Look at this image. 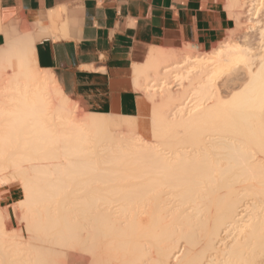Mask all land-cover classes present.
Returning a JSON list of instances; mask_svg holds the SVG:
<instances>
[{
    "label": "bare ground",
    "instance_id": "bare-ground-1",
    "mask_svg": "<svg viewBox=\"0 0 264 264\" xmlns=\"http://www.w3.org/2000/svg\"><path fill=\"white\" fill-rule=\"evenodd\" d=\"M224 8L249 22L264 0ZM259 35L151 53L128 117L80 115L29 39L2 46L0 264H264Z\"/></svg>",
    "mask_w": 264,
    "mask_h": 264
},
{
    "label": "crops",
    "instance_id": "crops-1",
    "mask_svg": "<svg viewBox=\"0 0 264 264\" xmlns=\"http://www.w3.org/2000/svg\"><path fill=\"white\" fill-rule=\"evenodd\" d=\"M224 5L225 0H0V48L18 37L29 39L36 66L49 70L88 114L142 116L139 107L147 102L135 89V70L155 51H211L234 26Z\"/></svg>",
    "mask_w": 264,
    "mask_h": 264
},
{
    "label": "rangeland",
    "instance_id": "rangeland-1",
    "mask_svg": "<svg viewBox=\"0 0 264 264\" xmlns=\"http://www.w3.org/2000/svg\"><path fill=\"white\" fill-rule=\"evenodd\" d=\"M243 9L241 11H243L244 15L241 14L242 16L240 15L241 18H240V16L238 17V18H240V20L238 19L237 22H235V20L233 19L234 20V26L231 30L228 31V33H226V36L229 34L233 38V40L235 39V42H238V44H240L242 46L245 45V47L248 46L247 48H249V49H251L253 47L255 48L256 44L259 40V37H260L259 31L263 27V24H264V10H262L263 12H261L255 19L250 20L248 22V21H246L248 17L245 16L246 14L244 13L245 9L244 10ZM244 22L246 23V25ZM237 23H239L240 26L237 25ZM236 25L239 27H237ZM232 38H231V40H232ZM255 41H256V43H255ZM198 53H203V52H198ZM222 90H224V89H222ZM81 110L82 111H80V113H79L80 115H82V113H86V111L83 108H81ZM14 195H15L14 197L16 200L19 199L20 198V190L16 189L14 191ZM12 227L19 228L18 222L13 217H12L11 223L9 224V228H12Z\"/></svg>",
    "mask_w": 264,
    "mask_h": 264
}]
</instances>
